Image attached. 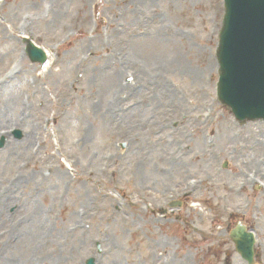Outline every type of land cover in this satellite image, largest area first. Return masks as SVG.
Returning <instances> with one entry per match:
<instances>
[{
  "label": "rangeland",
  "instance_id": "374dc122",
  "mask_svg": "<svg viewBox=\"0 0 264 264\" xmlns=\"http://www.w3.org/2000/svg\"><path fill=\"white\" fill-rule=\"evenodd\" d=\"M223 12V0H0V264H247L229 239L239 221L264 264V120L237 122L217 101ZM24 36L50 64L30 62ZM192 180L187 206L157 213Z\"/></svg>",
  "mask_w": 264,
  "mask_h": 264
},
{
  "label": "water",
  "instance_id": "95a60500",
  "mask_svg": "<svg viewBox=\"0 0 264 264\" xmlns=\"http://www.w3.org/2000/svg\"><path fill=\"white\" fill-rule=\"evenodd\" d=\"M235 1L237 6H246L245 8L239 10L237 14H234L237 20V26L232 24L231 28L227 31V37L231 40L236 46L237 49H234V63L233 68L237 65L242 64L261 35L264 34V0H232ZM243 34H246L247 37H244ZM242 42V43H241ZM254 48L257 52L260 51V46L254 45ZM36 52L38 49H33ZM38 53L43 55L42 51L38 50ZM227 65V64H226ZM232 68V67H231ZM258 69V68H257ZM240 73V72H237ZM262 77L260 73L256 76V79L259 80ZM261 80V79H260ZM248 91H244V95H247ZM252 98L247 100L248 105H253ZM250 246L247 247L245 253L248 252Z\"/></svg>",
  "mask_w": 264,
  "mask_h": 264
},
{
  "label": "bare ground",
  "instance_id": "6f19581e",
  "mask_svg": "<svg viewBox=\"0 0 264 264\" xmlns=\"http://www.w3.org/2000/svg\"><path fill=\"white\" fill-rule=\"evenodd\" d=\"M2 111V110H1ZM5 111H2V114H1V117L2 116H6L5 115V113H4ZM15 120H18V119H15ZM19 124H21V123H19ZM14 126V125H13ZM23 127L25 126L24 124L22 125ZM26 128V127H25ZM23 131H25V130H23ZM26 132V131H25ZM28 132H30V131H27L26 132V134H25V136H26V138H28V137H30L31 136V133H28ZM165 167H166V165H164V164H161V167H160V170L158 169V171H157V173H153L152 174V177L154 178V179H152V180H156V185L153 187V189H155V188H159V187H161V185H166V184H164V183H161V182H167V181H169L168 179V177L165 175ZM167 186V185H166ZM111 248L109 249L110 251H113V249H112V247H117L116 246V244L114 245V244H111L110 243V245H109ZM114 252V251H113Z\"/></svg>",
  "mask_w": 264,
  "mask_h": 264
}]
</instances>
